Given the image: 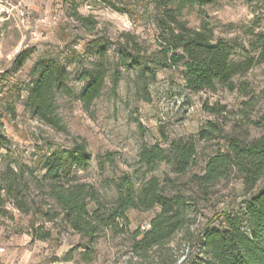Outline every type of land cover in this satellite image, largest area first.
<instances>
[{
    "label": "rangeland",
    "instance_id": "obj_1",
    "mask_svg": "<svg viewBox=\"0 0 264 264\" xmlns=\"http://www.w3.org/2000/svg\"><path fill=\"white\" fill-rule=\"evenodd\" d=\"M22 1L30 11L28 17L0 20V185L4 187L0 189V264H151L134 256L132 236L149 227L160 207L130 208L127 225L121 226L120 219L89 241L73 229L50 195L44 180L45 159L50 150L71 146L75 137L87 142L92 159L74 173L78 181L94 187L107 205L118 198L125 177L136 190L155 176L166 193L176 188L184 191L190 203L189 223L170 245L179 250L177 264L192 250L199 252V235L215 214L240 208L247 197L264 188L263 177L247 191L236 171L207 193L191 180L193 173H204L210 156L227 149V134H240L248 141L264 136V60L235 77L237 83L248 85L247 95L221 85L213 91L192 93L185 87L183 66L160 68L156 79L143 81L137 70L118 65L123 32L136 35L147 52L158 49L154 0ZM75 9L93 16L97 21L94 31L77 22ZM180 19L193 28L208 23L216 37L227 41L232 59L241 61L258 53V38L264 36V0H217L186 6ZM95 37L108 43L109 74L101 96L87 110L79 99L86 81L79 76L98 59L88 50ZM25 49L33 52L18 68L16 55ZM47 58L59 60L70 72L73 95L57 93V112L67 131L40 122L25 108V86L32 68L39 59ZM115 77L119 78L116 86ZM145 87L149 101L144 100ZM215 103L226 107L224 130L217 138L200 140L199 129L209 119H216L205 107ZM179 139L197 145L196 165L190 172L179 175L174 164L165 161L149 169L141 161L145 146L160 143L173 155L170 142ZM11 169L17 175L11 194L24 201V209L7 194L5 186L15 176ZM88 207L93 211L96 202L88 199ZM222 221L223 216L213 224Z\"/></svg>",
    "mask_w": 264,
    "mask_h": 264
},
{
    "label": "trees",
    "instance_id": "obj_2",
    "mask_svg": "<svg viewBox=\"0 0 264 264\" xmlns=\"http://www.w3.org/2000/svg\"><path fill=\"white\" fill-rule=\"evenodd\" d=\"M217 0H154L158 12V49L147 52L136 35L123 32L124 45L119 52L118 65L135 69L143 81L157 78L160 68H185V87L192 93L216 90L218 85L230 91L238 90L247 95L248 85L237 83L235 77L250 70L264 60V36H259L260 46L255 56L235 61L224 38L216 37L206 22L200 28L188 26L180 19V11L186 6H204ZM74 16L87 31H94L97 21L91 15H83L77 9ZM89 52L98 57L92 67L83 68L79 78L86 81L79 96L85 109H90L103 92L109 67L106 63L108 43L92 38ZM33 50L20 51L15 58L18 68L31 56ZM70 72L66 65L55 58L39 59L31 71V78L25 86L28 113L40 122L60 131H67L62 117L57 112V93L73 95ZM119 78L113 80L117 85ZM146 88V87H145ZM144 100H150L145 90ZM206 110L215 115L199 129L200 140L219 137L224 130L226 107L215 103L206 105ZM264 121V114L262 115ZM2 140L6 141L4 136ZM228 147L210 156L203 174L193 173L191 180L197 189L209 192L233 171L241 175L244 187L252 191L264 177V136L248 141L240 134H227ZM167 148L160 143L145 146L140 159L149 169L165 161L174 164L179 175L190 172L196 165L197 145L193 140H172ZM92 153L87 142L79 137L69 147L50 150L44 164V180L48 182L50 195L62 208L66 220L84 238L92 241L98 232L118 220L121 226L129 222L126 212L130 208L148 210L156 206L160 210L151 219L147 229H138L132 236V252L142 262L151 264H177L179 250L170 244L179 232L187 230L190 203L181 189L165 192L159 179L151 177L136 190L129 177L121 185V193L112 205H107L96 194L91 185L80 182L74 170L90 164ZM10 179L7 188L18 208L24 209V201L12 195L17 175ZM4 188L1 187L0 189ZM124 188L125 191H122ZM88 199L96 202L90 211ZM223 216L219 225L213 224ZM213 224V225H212ZM199 252L192 250L183 264H264V188L243 201L238 209H229L215 214L199 235ZM91 248V247H89ZM72 250V249H70ZM92 250V249H91ZM179 263V264H182Z\"/></svg>",
    "mask_w": 264,
    "mask_h": 264
},
{
    "label": "built area",
    "instance_id": "obj_3",
    "mask_svg": "<svg viewBox=\"0 0 264 264\" xmlns=\"http://www.w3.org/2000/svg\"><path fill=\"white\" fill-rule=\"evenodd\" d=\"M29 13L30 11L28 7L23 3L22 0H0V20L5 21L11 17H18L24 20L29 16ZM53 264L62 263L55 262Z\"/></svg>",
    "mask_w": 264,
    "mask_h": 264
},
{
    "label": "crops",
    "instance_id": "obj_4",
    "mask_svg": "<svg viewBox=\"0 0 264 264\" xmlns=\"http://www.w3.org/2000/svg\"><path fill=\"white\" fill-rule=\"evenodd\" d=\"M27 6V5H26Z\"/></svg>",
    "mask_w": 264,
    "mask_h": 264
}]
</instances>
